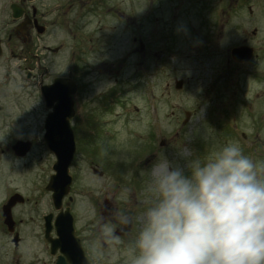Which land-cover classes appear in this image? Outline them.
I'll use <instances>...</instances> for the list:
<instances>
[{"label":"rangeland","instance_id":"1","mask_svg":"<svg viewBox=\"0 0 264 264\" xmlns=\"http://www.w3.org/2000/svg\"><path fill=\"white\" fill-rule=\"evenodd\" d=\"M138 7L139 22L134 26L124 22L114 26L96 11L87 26H75L70 32L59 29L51 43L59 46L52 75L73 72L80 86L75 98L78 116L72 123L75 153L68 168L74 226L76 231L85 230L81 235L95 251L101 249L102 236L107 262L126 258L130 240L111 233L127 228L130 238L135 235V223L125 227L119 216L135 219L145 207V169L161 151L183 164L179 146L203 156L218 145L235 142L255 163L264 164V11L257 9L252 20L235 12L232 24L210 28L193 26L185 14L172 18L175 10L170 5L149 11V22L152 14L157 20L148 23L146 7L142 2ZM98 14L100 25L95 23ZM242 44L258 54L247 66L229 57L228 51ZM21 98L27 106L34 104L33 93ZM4 100L11 103L14 97L6 90ZM185 112L190 116L182 124ZM39 118L37 112L26 117L28 126H35L33 133ZM6 141L3 138L0 145ZM34 141L26 159L4 156L0 178L10 168L13 178L45 195L42 185L53 174L55 160L40 136ZM93 166L101 176L93 174ZM105 199L114 212L102 216ZM103 217L117 221L101 225Z\"/></svg>","mask_w":264,"mask_h":264},{"label":"flooded vegetation","instance_id":"2","mask_svg":"<svg viewBox=\"0 0 264 264\" xmlns=\"http://www.w3.org/2000/svg\"><path fill=\"white\" fill-rule=\"evenodd\" d=\"M140 2L146 7L148 23H155L157 20L152 14L153 21L149 22V11L161 10L165 5H170L175 10L172 18L185 14L191 17L189 22L193 26L198 24L210 28L218 26L219 23L221 28L222 24H232L231 18L235 12H243L252 20L257 16V9L264 11V0H0V141L3 138L7 140L5 145H0V172L5 169L1 165L5 155L16 161L24 160L35 148L34 139L40 136L43 140L45 119L57 101L54 100L51 107L47 106L49 101H44L42 89L60 76L75 82L77 88L72 97L73 116L67 119L73 130L72 123L78 116L75 98L80 86L73 72L54 75L51 73L56 65L53 58L59 51V46H52L51 43L56 40L58 30L70 32L75 26L85 27L91 22V13L96 11L108 16L114 26H121L123 22L134 26L139 22L135 11H138ZM101 22L98 14L95 23L100 25ZM251 33L254 35L256 28ZM261 41L264 43V36ZM245 47L252 50L251 60L243 63L247 66L253 59L258 58V54H255L254 47L247 44ZM6 90L14 97L12 104L4 100ZM29 92L33 93L34 104L27 106L21 95ZM9 107L14 110L7 111ZM36 112L40 118L34 134L32 130L35 126H28L26 117ZM65 117L62 116V120ZM13 176L11 169L7 168L3 178H0V264H121L126 261V258H119L107 262L104 253L107 244L103 242L102 236L101 249L95 251L90 247V240L81 235L85 230H74L83 257L79 256L72 241L67 245L69 249L63 250L57 243L59 235L56 218L67 209L71 211V196L64 197L57 208L52 201L51 192L44 186L42 190L45 195H37L33 186L28 189L23 180ZM108 203L105 199L103 207L100 208L102 216L114 212L112 205L109 207ZM115 220L116 218H112L107 221L103 217L100 224L105 225ZM75 224L74 218L73 225ZM127 231V228H115L111 235L114 238L131 240L134 236L130 238L132 235Z\"/></svg>","mask_w":264,"mask_h":264},{"label":"clouds","instance_id":"3","mask_svg":"<svg viewBox=\"0 0 264 264\" xmlns=\"http://www.w3.org/2000/svg\"><path fill=\"white\" fill-rule=\"evenodd\" d=\"M145 169V207L126 264H264V164L226 142L200 155L179 146Z\"/></svg>","mask_w":264,"mask_h":264},{"label":"water","instance_id":"4","mask_svg":"<svg viewBox=\"0 0 264 264\" xmlns=\"http://www.w3.org/2000/svg\"><path fill=\"white\" fill-rule=\"evenodd\" d=\"M232 58L239 62H245L252 56V50L246 47L233 48L231 50ZM175 88H181V81H177ZM76 91L74 84L65 78H56L52 85L43 89L44 98L49 101L51 106L53 100L58 101L53 106L51 113L45 123L46 134L44 136L48 149L55 155L56 162L53 165L55 174L50 177L47 189L53 192L52 198L56 207L60 206L61 200L68 193L71 183V177L68 174V166L72 161L75 150L74 136L67 124V118H70L72 112V94ZM57 116L65 117L64 122L56 119ZM190 113L185 112V124L189 119ZM93 173L101 175V171L93 168ZM56 228L59 235L57 243L63 250H67V245L75 241L77 250L80 247L77 239L74 238V229L72 226V216L68 210L57 217ZM65 264V263H59Z\"/></svg>","mask_w":264,"mask_h":264}]
</instances>
